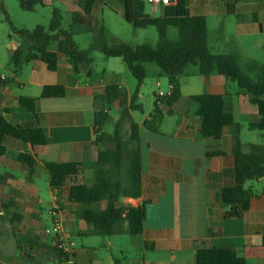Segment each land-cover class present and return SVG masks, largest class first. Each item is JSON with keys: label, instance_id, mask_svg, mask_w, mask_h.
<instances>
[{"label": "crops", "instance_id": "1", "mask_svg": "<svg viewBox=\"0 0 264 264\" xmlns=\"http://www.w3.org/2000/svg\"><path fill=\"white\" fill-rule=\"evenodd\" d=\"M173 1L176 4L177 0ZM237 4L246 8L256 24H237L226 49H219V42L215 45L209 39L210 49L213 54L237 52L244 60H255L252 54L264 47L260 39L264 36V0H241ZM101 29L96 27L90 46ZM104 31L110 46L126 44L109 42ZM220 32L223 35L224 29ZM242 36L248 40L245 47L239 39ZM33 63L37 64L29 81L17 73H5L13 82H0V110L9 121L18 125L34 121V115L18 105L20 96L40 98L48 85L65 86L67 96L36 102L48 138L46 146L33 147L8 137L0 150V264H58L54 239L44 234L52 224V211L58 210L63 212L64 227L76 243L77 264H115V259H120L118 253L123 256V264H198L200 242L214 248H232L247 264H264V178L246 184L255 197L241 219H226L227 207L221 200L222 191L235 184L234 138H240L244 153H249L250 145L258 144L261 138V133L249 128L259 120V114L248 95L222 75L201 76L204 93L223 95L227 111L235 118L234 124L223 129L220 139H203L199 134V107L191 100L197 93L185 95L182 84V98L174 105L173 114L165 118L161 134L141 128L140 141L133 144L142 154L143 194L140 199H122L121 203H146L143 234L103 237L92 233V227L81 217L82 206L69 199L72 183L60 196L55 193L45 164L85 162L90 166L97 160L104 147L94 145V114L102 108L96 97L109 85L123 87L125 83L115 73L107 79L97 74L89 79L76 76L65 56L60 57L56 72H50L44 63ZM16 87L22 91H16ZM150 115L140 122L133 119L141 126ZM21 154L36 159L33 173L20 160ZM80 181L93 185L91 167H86ZM100 205L105 209L107 201Z\"/></svg>", "mask_w": 264, "mask_h": 264}, {"label": "trees", "instance_id": "2", "mask_svg": "<svg viewBox=\"0 0 264 264\" xmlns=\"http://www.w3.org/2000/svg\"><path fill=\"white\" fill-rule=\"evenodd\" d=\"M117 1L124 20L134 28H157L159 42L156 47L149 44L136 47L129 44L110 46L102 28L95 43L89 49L81 50L73 33L62 29V15L58 9L53 12L48 30L42 25L33 31L12 28L20 38V44L13 53L15 67L19 70L25 63L41 62L50 72H56L60 57L65 56L76 76L83 75L89 79L94 74L92 54L99 51L109 58H122L137 80V89L132 96L120 85H109L96 97L102 108L94 114V145L103 146L104 149L99 152L94 163L89 166L85 162H46L53 190L60 196L72 183L68 189L69 199L82 206L81 217L92 227L95 235L111 237L127 232L131 236L143 234L146 203L138 206L121 203L122 199H140L143 194L142 154L140 149L133 148V144L140 141L141 128L161 134L165 118L173 114L174 105L182 98L181 78L192 65L198 67L202 76L219 74L236 82L239 91L248 95L258 110L259 120L252 122L249 128L259 131L263 142L251 144L250 152L244 153L240 138H234L235 184L221 193V200L227 207L225 218L241 219L250 210L255 197L254 191L247 188L246 184L264 178V63L244 60L237 52L213 54L209 45L207 19L203 15L191 14L188 0H177L176 4L161 6V17L148 14L147 4L143 0ZM239 1L227 5V14L237 15ZM97 2L79 0L78 5L83 13L74 14L75 23L91 25L85 17L93 13ZM19 4L28 12L45 5L44 0H19ZM4 12L10 21L5 7ZM171 27L179 32L176 41L168 38ZM153 63L158 65L160 76L168 78L170 92L162 97L156 94L153 111L140 126L134 121L132 113L144 111L139 101L140 90L147 78L146 66ZM0 82L9 85L13 81L7 79ZM66 96L67 88L62 85L45 86L40 98L20 96L18 105L34 115V121L28 125L12 123L0 110V150L8 137L33 147L46 146L48 138L42 128L36 102L38 99ZM191 100L199 107L197 114L202 119L199 131L201 138L220 139L223 129L234 124V115L227 111L223 95L202 93L193 95ZM117 103L119 117L115 120L114 130L108 132L106 127L113 122L110 112ZM163 107L168 110L164 111ZM19 158L29 166L31 173L35 171L37 161L34 157L21 154ZM86 167H91L93 171L92 186L80 181ZM103 201H107L105 209L100 207ZM18 244L21 247L20 240ZM196 256L198 264H247L234 249L209 247L205 242H200ZM115 264H123V261L116 258Z\"/></svg>", "mask_w": 264, "mask_h": 264}, {"label": "rangeland", "instance_id": "3", "mask_svg": "<svg viewBox=\"0 0 264 264\" xmlns=\"http://www.w3.org/2000/svg\"><path fill=\"white\" fill-rule=\"evenodd\" d=\"M45 5L38 6L34 12L24 11L19 4V0H0V71L9 75L17 73L24 81H29L33 65L37 63H25L22 65L20 71H16L13 53L19 46L20 38L13 31V27L17 30L33 31L37 26L42 25L47 30L53 18V12L58 9L62 15V29L71 31L73 37L81 50H87L95 36L96 27L102 26L107 30L109 42H121L129 44L132 47L138 45L149 44L154 47L159 42V34L157 28L150 26L145 29H136L127 23L122 15L117 0H98L93 13L85 18L91 25L77 24L74 21L75 13H83L78 3L79 0H44ZM235 3V0H188V5L193 15H203L207 19L209 29L210 43L219 42V49H226L228 47V39L236 31L237 24H256L252 16L246 12V8L237 4V15L227 14V5ZM4 7L7 11L9 20L4 12ZM147 13L152 17H161V10L153 9L147 5ZM224 29L223 35L220 31ZM179 37V32L176 28L171 27L168 31V38L176 41ZM246 36L240 37L242 47H245L248 40ZM264 42V36L260 37ZM227 41V43H225ZM215 47V46H213ZM94 63L92 69L94 74L107 76L115 73L124 81V91L132 96L137 89V80L127 68L122 58H109L99 51L93 52ZM251 57L255 61L264 63V47L256 50ZM147 78L140 90V103L144 106V111H135L132 113L137 122H140L147 115L151 114L156 100V94L160 91L169 93L170 84L166 76H160V69L157 64H148ZM202 75L199 74V69L196 66H189L185 75L181 78V83L184 85V94L192 95L194 93L202 94L205 91V86L202 83ZM254 77V75H252ZM86 78V76H83ZM160 82V86L157 85ZM238 87L236 82H233ZM27 88L35 89L29 85ZM16 91H22L21 88L16 87ZM24 94L26 92H23ZM33 93V92H32ZM195 104V103H193ZM111 116L113 122L110 123L106 130L112 132L114 130L115 120L119 117V107L113 106L111 109ZM127 128V127H125ZM126 131V130H125ZM260 134L259 131H256ZM259 143H262V137L258 138ZM184 220V224L186 225ZM118 257L123 259L122 254L118 253Z\"/></svg>", "mask_w": 264, "mask_h": 264}, {"label": "built area", "instance_id": "4", "mask_svg": "<svg viewBox=\"0 0 264 264\" xmlns=\"http://www.w3.org/2000/svg\"><path fill=\"white\" fill-rule=\"evenodd\" d=\"M152 8H160L161 6L173 5V0H143ZM9 79L5 74H0V81ZM160 86V84H157ZM158 96H165L166 93L160 91ZM52 224L44 230L46 236L54 239V245L57 250L59 260L58 264H77L75 258L76 243L71 235L66 231L63 221V212L61 210L52 211Z\"/></svg>", "mask_w": 264, "mask_h": 264}]
</instances>
